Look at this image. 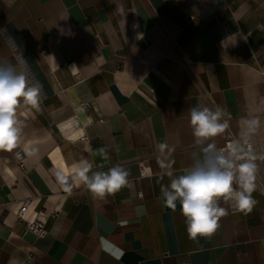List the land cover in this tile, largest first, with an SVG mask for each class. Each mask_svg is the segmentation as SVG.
Here are the masks:
<instances>
[{"label":"crops","instance_id":"1","mask_svg":"<svg viewBox=\"0 0 264 264\" xmlns=\"http://www.w3.org/2000/svg\"><path fill=\"white\" fill-rule=\"evenodd\" d=\"M0 58L24 65L43 101L18 108L23 142L0 151V264H264V160L251 213L221 201L218 231L193 241L179 202L163 204L156 148H174L182 174L199 147L189 109L219 105L229 129L211 142L258 117L264 153V0H0ZM81 158L125 166L134 188L65 191L55 172ZM28 199L26 217L47 216L42 237L17 217Z\"/></svg>","mask_w":264,"mask_h":264},{"label":"clouds","instance_id":"2","mask_svg":"<svg viewBox=\"0 0 264 264\" xmlns=\"http://www.w3.org/2000/svg\"><path fill=\"white\" fill-rule=\"evenodd\" d=\"M42 102L41 89L30 80L25 66L0 58V151H12L23 142L25 123L18 116V108L23 105L39 112ZM225 116L219 105L214 109L200 105L189 109V124L199 147L192 153L190 166L178 176L169 159L174 148L166 142L156 145L163 174L170 178L160 188L163 204L175 211L179 202L187 234L193 241L211 238L218 231L220 218L228 215L221 201L230 203L233 213L243 214L251 213L257 204L252 194L257 190V160H264V155L254 154L250 140L261 127V120L243 118L239 137L226 148H218L211 141L229 129ZM99 153L109 158L105 149ZM93 168L92 162L81 158L57 170L55 177L65 191L71 193L74 186L83 185L98 199L134 188L131 170L123 165L116 164L107 171Z\"/></svg>","mask_w":264,"mask_h":264},{"label":"built area","instance_id":"3","mask_svg":"<svg viewBox=\"0 0 264 264\" xmlns=\"http://www.w3.org/2000/svg\"><path fill=\"white\" fill-rule=\"evenodd\" d=\"M231 142V140L226 141L224 144L217 146L218 148H226L227 145ZM251 142V141H250ZM252 150L254 154H264L260 148L257 146H254L251 142ZM140 168V174L143 176L145 174V168L143 162L139 163ZM30 204V200H25L22 202L17 217L24 222L25 229L31 233H33L37 237H42L46 234V222H47V216L44 211H38L36 213H33L29 217H26V213L28 211V206Z\"/></svg>","mask_w":264,"mask_h":264}]
</instances>
